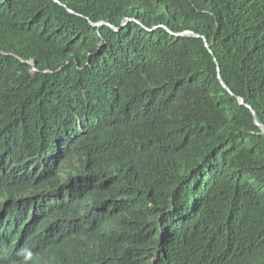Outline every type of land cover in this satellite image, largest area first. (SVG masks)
<instances>
[{
	"label": "trees",
	"instance_id": "trees-1",
	"mask_svg": "<svg viewBox=\"0 0 264 264\" xmlns=\"http://www.w3.org/2000/svg\"><path fill=\"white\" fill-rule=\"evenodd\" d=\"M57 1L0 0V264H264V0Z\"/></svg>",
	"mask_w": 264,
	"mask_h": 264
},
{
	"label": "water",
	"instance_id": "water-1",
	"mask_svg": "<svg viewBox=\"0 0 264 264\" xmlns=\"http://www.w3.org/2000/svg\"><path fill=\"white\" fill-rule=\"evenodd\" d=\"M52 1L55 2V3H58V4L60 3V2H58L57 0H52ZM59 5H60L64 10H66L67 12H69L70 14L75 15V16H78V17L80 16V15H78L77 13H75L73 10L69 9L66 5H64V4H59ZM133 20L137 21L136 18H127V19H125V20L122 22L121 27H124L128 22H131V21H133ZM85 21H86L87 23H90L92 26L97 27V28H101V27L107 25V26H109L110 28H112V29L115 30V31H119V30H120V29L117 28L116 26L111 25V24H109V23H107V22H99V23H96V22L90 21L88 18H85ZM147 29H148V28H147ZM156 29H157V30L168 31V32H170L172 35H175V36H177V37H195V38H202V35H200V34H198V33H194V32H183V31H179L178 29L176 30V29L165 28L164 26H159V27L154 28V29H151V30H156ZM204 41L206 42V45H207V47H208L209 50H210V49H211V44H210L209 41L206 39V37H204ZM216 65H217L218 74H219V79H220V83H221L222 89H224V92H226V93H228V94H230V95H232V96H236V95L234 94V92L230 89V87L228 86V84L224 81V79H223V77H222V74H221V71H220L219 63H218L217 60H216ZM237 98L239 99L241 105H245V106H247V107L251 110V112L253 113L254 118H255V124H256V126L260 129V132H259L258 134L264 139V119H263L261 113H260L259 111H256L252 106L246 104L243 98L238 97V96H237ZM0 180H1V178H0ZM8 224H11V226H13V225H15L16 223H15V222H12V221H10V222L8 221V222H5V223H0V226H2V227L5 228L6 226H9ZM1 231H3V230H1ZM1 231H0V232H1ZM5 232H6L7 234H9L8 231L5 230ZM72 232H73V231H70V232H69V235H71ZM87 238H88V239H93L91 236H87ZM7 240H8V239H7L6 237H4V236L0 233V254H1L0 256H2V254L5 252V250H4V252L1 253V250L3 249V247L5 246V244L7 243ZM92 242H93V240H92ZM12 246H13V245H11V247H12ZM88 247L90 248V247H92V246H88Z\"/></svg>",
	"mask_w": 264,
	"mask_h": 264
},
{
	"label": "clouds",
	"instance_id": "clouds-1",
	"mask_svg": "<svg viewBox=\"0 0 264 264\" xmlns=\"http://www.w3.org/2000/svg\"><path fill=\"white\" fill-rule=\"evenodd\" d=\"M127 18H135V17H127ZM127 18H125V19H127ZM124 19V20H125ZM123 20V21H124ZM131 22H135V23H137V24H140V25H142L143 27H145L138 19H137V21H135V20H133V21H131ZM128 23H130V22H128ZM127 23V24H128ZM126 24V25H127ZM160 26H164L165 28H170V29H172L171 27H169L167 24H166V22H163L162 21V23L160 24ZM159 27V26H158ZM118 28V27H117ZM157 28V27H156ZM157 30V29H156ZM177 30V29H176ZM179 30V29H178ZM179 31H183V30H179ZM167 32V31H166ZM183 32H193V31H183ZM195 33V32H194ZM176 38H179V37H176ZM33 73H36L37 72V70L36 71H32ZM3 215V214H2ZM2 215H0V217L2 216ZM161 218V217H160ZM4 237H6L8 240H7V243L5 244V246L3 247V249L1 250V253L5 250V257L6 258H8L9 257V255L11 254V253H13L14 251H15V246H16V241H15V239H12L10 236H8L7 234H2ZM11 245H13L12 247H11ZM26 260L27 261H29L30 260V256H28L27 258H26Z\"/></svg>",
	"mask_w": 264,
	"mask_h": 264
},
{
	"label": "bare ground",
	"instance_id": "bare-ground-1",
	"mask_svg": "<svg viewBox=\"0 0 264 264\" xmlns=\"http://www.w3.org/2000/svg\"><path fill=\"white\" fill-rule=\"evenodd\" d=\"M84 119V118H83ZM85 121V120H84ZM91 125V124H90ZM92 126V125H91ZM94 126H95V124H94ZM0 162H2V161H0ZM2 183H4V182H2ZM5 185H6V183H5ZM1 187V186H0ZM6 186H4V188H5ZM3 189V188H2ZM4 190V189H3ZM24 209V208H23ZM22 212V211H21ZM30 213L32 212V211H29ZM29 213V214H30ZM12 214V213H11ZM13 215H15V214H13ZM8 216V215H7ZM10 216V215H9ZM32 216V215H31ZM36 216H38V215H36ZM14 218V217H13ZM5 219V218H4ZM10 219V218H9ZM11 221V220H10ZM48 251V250H47ZM46 253V252H45Z\"/></svg>",
	"mask_w": 264,
	"mask_h": 264
},
{
	"label": "rangeland",
	"instance_id": "rangeland-1",
	"mask_svg": "<svg viewBox=\"0 0 264 264\" xmlns=\"http://www.w3.org/2000/svg\"><path fill=\"white\" fill-rule=\"evenodd\" d=\"M167 33L171 36V37H177L175 35H172L170 32L167 31Z\"/></svg>",
	"mask_w": 264,
	"mask_h": 264
}]
</instances>
